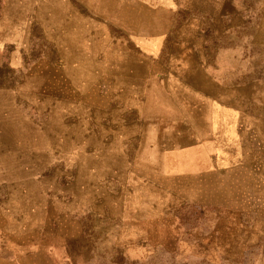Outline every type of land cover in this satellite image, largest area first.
<instances>
[{"label": "rangeland", "instance_id": "rangeland-1", "mask_svg": "<svg viewBox=\"0 0 264 264\" xmlns=\"http://www.w3.org/2000/svg\"><path fill=\"white\" fill-rule=\"evenodd\" d=\"M0 264H264V0H0Z\"/></svg>", "mask_w": 264, "mask_h": 264}]
</instances>
